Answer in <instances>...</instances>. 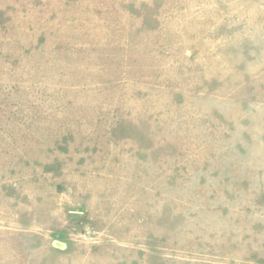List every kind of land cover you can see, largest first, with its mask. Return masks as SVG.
I'll return each instance as SVG.
<instances>
[{
    "label": "rangeland",
    "instance_id": "rangeland-1",
    "mask_svg": "<svg viewBox=\"0 0 264 264\" xmlns=\"http://www.w3.org/2000/svg\"><path fill=\"white\" fill-rule=\"evenodd\" d=\"M0 264H264V0H0Z\"/></svg>",
    "mask_w": 264,
    "mask_h": 264
}]
</instances>
